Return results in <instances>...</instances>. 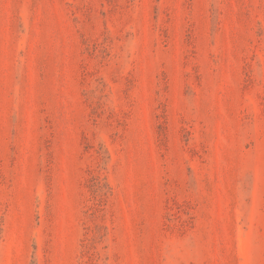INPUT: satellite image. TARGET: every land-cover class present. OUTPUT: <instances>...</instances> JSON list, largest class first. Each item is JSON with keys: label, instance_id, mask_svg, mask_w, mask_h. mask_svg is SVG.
Masks as SVG:
<instances>
[{"label": "rangeland", "instance_id": "1", "mask_svg": "<svg viewBox=\"0 0 264 264\" xmlns=\"http://www.w3.org/2000/svg\"><path fill=\"white\" fill-rule=\"evenodd\" d=\"M0 264H264V0H0Z\"/></svg>", "mask_w": 264, "mask_h": 264}]
</instances>
